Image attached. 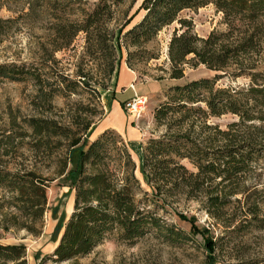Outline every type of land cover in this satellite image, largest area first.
<instances>
[{
    "label": "trees",
    "instance_id": "16d2710c",
    "mask_svg": "<svg viewBox=\"0 0 264 264\" xmlns=\"http://www.w3.org/2000/svg\"><path fill=\"white\" fill-rule=\"evenodd\" d=\"M124 1L98 0L82 23L59 19L54 25L53 50L69 44L78 30L92 31L95 46L108 50L107 55L111 56L106 70L110 75L119 66L114 63L116 48L133 47L125 56L129 67V58L134 55L158 57L145 45L163 26L175 21L178 26L173 28L169 38L167 56L169 77L179 78L185 63L189 62L204 63L215 70L226 69L233 63L240 67L264 35V0H141L130 13L129 8L136 0H127L125 18L115 32L114 44L113 37L108 38L102 31L101 18L103 15L109 18L112 4ZM208 3L223 13L227 27L212 29L201 36L193 29L192 18L183 16L182 12ZM140 10H143L142 16L127 27ZM92 24H96L93 30L89 29ZM24 72L22 65L15 62L0 63V77L21 79ZM235 74H245L249 81L246 85H218L220 73L193 78L170 85L166 99L154 108L158 123L167 119L177 127L161 137L150 138L143 147L141 172L157 200L153 196L150 199L137 197L142 187L134 174L135 162L121 133L113 128H105L93 139H87L77 155L76 174L66 181L70 151L85 140L92 121L72 128L46 115H30L23 129L15 120L11 121V131L1 127L0 237L10 229H23L32 235L42 232L47 189L52 181L67 184L74 191L72 210L63 222L53 250L47 254L58 262L89 253L110 235L132 242L154 228L168 239L179 238L182 230L161 223L162 217L157 214L156 207L148 205V200L158 203L175 192L195 197L204 195L206 210L220 216L232 200L231 196L243 190L219 183H232L240 172L259 165L264 159V71L244 68ZM227 112L238 117L228 123V128L207 122L209 117ZM239 125L251 127L252 131L240 134L234 129ZM194 126L199 129L196 131ZM208 129L215 132L204 134ZM254 133L261 136L260 141ZM218 137L224 142H216ZM25 138H28L26 148L41 154L40 166L17 161L12 155ZM183 158L196 170L189 169L181 161ZM216 178L215 185H205ZM250 206L251 218L264 228V217L257 214V200L254 199ZM215 245V239L207 242L212 250ZM0 264H27L26 245L0 242Z\"/></svg>",
    "mask_w": 264,
    "mask_h": 264
},
{
    "label": "rangeland",
    "instance_id": "374dc122",
    "mask_svg": "<svg viewBox=\"0 0 264 264\" xmlns=\"http://www.w3.org/2000/svg\"><path fill=\"white\" fill-rule=\"evenodd\" d=\"M97 1L0 0V63L15 62L26 71L21 79L0 77V131L1 127L8 128L7 132L11 131L9 128L12 120L22 125L23 129L25 119L30 115H46L72 128L81 126L88 120L94 124L104 115L106 98L112 93L116 69L110 75L107 74L111 56L107 55L108 50L95 46L94 32L78 30L69 44L53 50L55 23L59 19L82 23L86 13ZM140 2L141 0H136L129 8V13ZM128 4L127 0L112 4V15L109 18L103 15L101 18L102 31L108 38L113 37L114 44L115 32L125 18L124 11ZM142 13L143 10H140L127 27L137 21ZM182 15L192 18L193 29L201 36L207 35L212 29L224 30L227 27L223 21V13L212 3L196 10H184ZM92 26L96 24H92L89 29L93 30ZM175 26H178L175 21L163 26L146 43L145 46L156 52L158 57L149 58L137 54L129 58L130 68L135 71L138 80L135 91L147 96L142 114L139 117L130 114L140 129V138L132 145L120 134L135 162L134 174L142 187L137 197L147 196L150 199L153 196V199H158L151 194V188L143 177L141 162L143 147L150 138H158L165 132L177 129L167 119L158 123L154 118V108L166 99L170 85L202 76L213 77L216 73L221 75L217 79L218 85H246L249 78L245 74L236 75L237 71L244 68L264 71L263 35L256 48L243 59L241 68L233 63L226 69L215 70L204 63L189 62L185 63L181 77H169L167 46ZM110 42L108 39L107 43ZM128 49L133 47L129 46ZM127 50L124 46L116 48L115 65L122 59L125 61ZM131 91L133 93L130 90L123 96L129 95ZM237 119L235 114L227 112L211 116L207 122L226 129L229 122ZM194 129L197 131L199 127L194 126ZM234 129L240 134L252 131L246 125H239ZM213 130H205L204 134H212L215 132ZM254 135L257 141L261 140L259 134ZM93 136L91 129L85 134V140L71 149L66 181H70L76 174L78 152L87 139H93ZM219 138L216 142H224ZM27 139H22L20 148L12 152V155L17 161L40 166L41 154L26 148ZM181 161L189 169L196 170L188 159L183 158ZM259 163L240 172L232 183H219L226 184L227 187L235 186L243 191L231 196L232 200L218 217L206 210L205 196L202 194L195 197L175 192L164 201L158 200V203L148 200V205L156 207L157 214L162 217L161 223L182 230L183 234L174 240L166 238L154 228L132 242L110 235L83 256L55 261L47 257V254L53 250L63 222L72 210L74 191L67 184L52 181L47 189V210L42 232L32 235L23 229H10L2 233L0 242L24 243L27 264H264V228L258 226L249 212L250 204L255 199L258 202L257 214L264 217V159ZM217 181L218 178L208 180L205 185H215ZM2 193L0 188V194ZM210 239L216 240L213 250L207 246Z\"/></svg>",
    "mask_w": 264,
    "mask_h": 264
},
{
    "label": "crops",
    "instance_id": "0c3cea01",
    "mask_svg": "<svg viewBox=\"0 0 264 264\" xmlns=\"http://www.w3.org/2000/svg\"><path fill=\"white\" fill-rule=\"evenodd\" d=\"M137 75L126 62L122 59L116 71L114 84L112 85V93L107 97L106 110L104 115L91 127L94 132L93 138L105 128H113L123 134L130 144L140 138V129L134 123V119L130 117V113L126 112L122 101L132 96L125 95L128 91L133 90L132 85L136 88ZM144 94V93H141Z\"/></svg>",
    "mask_w": 264,
    "mask_h": 264
},
{
    "label": "built area",
    "instance_id": "2783aa9c",
    "mask_svg": "<svg viewBox=\"0 0 264 264\" xmlns=\"http://www.w3.org/2000/svg\"><path fill=\"white\" fill-rule=\"evenodd\" d=\"M131 87L133 89V94L131 97L126 99L124 108L134 117H139L146 107L147 96L145 94L136 92L133 85Z\"/></svg>",
    "mask_w": 264,
    "mask_h": 264
}]
</instances>
